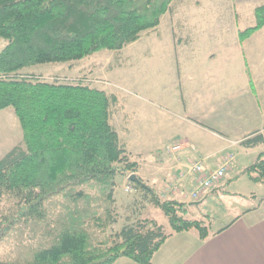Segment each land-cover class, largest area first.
<instances>
[{"label":"trees","instance_id":"trees-1","mask_svg":"<svg viewBox=\"0 0 264 264\" xmlns=\"http://www.w3.org/2000/svg\"><path fill=\"white\" fill-rule=\"evenodd\" d=\"M172 1L0 0V111L12 108L22 131V146L0 160V201L4 195L16 199L17 218L24 222L47 219L46 203L54 197L64 196L72 205L47 232L50 238L44 247L10 264H116L121 258L153 264L154 255L171 235L146 218L104 240H93L86 224L91 215L89 198L76 189L98 184L111 198L114 178L136 169L111 124L117 99L83 82L46 83L20 72L120 51L156 28ZM254 16L255 25L238 35L241 43L264 27V6L256 8ZM241 145H263V136H251ZM242 175L264 185V152ZM134 187L150 195L172 233L196 230L200 238L208 236L205 222L190 218L188 204L162 201L144 184ZM82 199L86 208L78 204ZM105 216L92 218L105 229L114 222ZM0 218L5 230L17 222L1 214Z\"/></svg>","mask_w":264,"mask_h":264},{"label":"rangeland","instance_id":"rangeland-1","mask_svg":"<svg viewBox=\"0 0 264 264\" xmlns=\"http://www.w3.org/2000/svg\"><path fill=\"white\" fill-rule=\"evenodd\" d=\"M257 1L173 0L170 10L162 16L156 28L143 32L135 43L127 45L120 51L106 50L80 61L38 65L20 72L21 76L46 83L83 82L104 91L109 96H115L117 99L116 105L113 106L111 124L117 130L121 143L125 146L129 162L136 163V169L134 172L133 170L127 171L114 178L115 186L112 189L111 198H107L108 190H104L98 184L76 189L82 191L89 198L91 206L89 214L91 215L88 216L86 224L93 240H104L105 237L120 231L122 227L146 218L164 225L167 232L171 231L167 218L150 202V195L136 189L134 184L129 182L130 176L134 175L144 185L155 190L160 200H181L177 191L175 193L172 191V185H174L172 179L177 174L171 180L164 179V185L162 182L160 183L164 171H170L169 166H176L179 157L177 156L176 159L168 157L164 151L160 154H146L150 152L148 146L150 139L146 136L147 124L149 121H153V127L149 124L150 129L159 130L158 133H161L160 129L164 125H162L163 120L174 115L179 99H177L174 88L175 66L193 67L195 63L193 45L198 42L202 49L210 47L215 35L231 27L232 21L234 22V18H237L236 13L239 14V24L245 25L248 20L247 11ZM204 58L202 57L201 61ZM148 88H152V92L148 96H156V98L164 91V94L159 98L166 103H162L157 107L158 109L151 113L149 105L140 100L139 104H136L137 109L134 112L133 98L146 99L145 93ZM4 114H11L19 123L12 108L5 109L2 114L0 113V115ZM139 121L142 122L140 131L135 132L133 136L135 126ZM2 124L3 121L0 119V132ZM3 137L0 136V138ZM133 150L143 153H133ZM138 163H141L142 166ZM118 167L122 168L123 165L119 164ZM238 177L240 176L227 182L221 190L212 192L217 188L211 189L209 191V193L212 192L210 201L197 206L193 205L190 218L201 219L205 225H208V216L211 214L212 224L219 223L220 219L217 217L222 215L223 210L230 209L229 202L224 195L247 192L246 187L249 184L247 185L245 179L235 183ZM129 183H132L134 193L125 191ZM192 189L187 193L188 195ZM16 201V199L8 198L5 195L0 201V214L10 217L9 222H12L14 218L17 220L6 230V223L3 228L0 227V263L10 264L17 260H23L33 250L44 247L47 239L50 238L47 232L56 226V222L61 217L65 216L66 207L70 209L72 207L67 198L57 196L46 203L47 219L42 222H24L17 218ZM78 204L81 208L87 207L86 199L80 200ZM106 213L114 222H109L104 229L97 225L92 217L98 215L105 218Z\"/></svg>","mask_w":264,"mask_h":264},{"label":"crops","instance_id":"crops-1","mask_svg":"<svg viewBox=\"0 0 264 264\" xmlns=\"http://www.w3.org/2000/svg\"><path fill=\"white\" fill-rule=\"evenodd\" d=\"M261 6L264 0L249 8L245 25L239 24L236 13L231 27L215 35L210 47L202 49L198 42L193 45V67L175 66L174 88L179 101L174 115L163 120L161 133L150 129L153 121L147 122L150 152L146 154L166 153L167 147L182 145L178 164L164 171L160 183L164 185V179L171 180L177 174L172 188L181 197L177 201L188 204L190 212L193 205L197 206L187 194L197 182V177L189 173L192 163H202L205 171H215L228 163L225 178L214 192L243 173L264 152V27L242 43L238 39L240 31L255 25L254 10ZM151 92L152 88H148L146 99L133 98L134 112L140 100L149 105L151 113L166 103L159 98L164 91L158 98L148 96ZM0 119V136H4L0 138L1 160L22 144V131L11 114L0 115ZM141 125L139 121L133 136ZM257 134L263 136V145H241ZM244 179L249 184L247 192L224 195L230 209L217 217L219 223L212 224L211 214L208 216L205 239L196 230L170 231L171 235L154 255L153 264H264V185L253 183L246 175L238 177L235 183ZM212 192L199 204L209 202ZM116 264L137 263L121 258Z\"/></svg>","mask_w":264,"mask_h":264},{"label":"built area","instance_id":"built-area-1","mask_svg":"<svg viewBox=\"0 0 264 264\" xmlns=\"http://www.w3.org/2000/svg\"><path fill=\"white\" fill-rule=\"evenodd\" d=\"M182 151L181 144H173L166 148V155L168 157H176ZM177 162H179V158H177ZM228 163L224 162L217 170L215 171H205L202 163L195 162L189 166V173L193 176L197 177V182L194 188L191 190L189 194V198L192 202H197L202 200L206 194L213 188L217 187L220 182L224 179L226 171H227ZM175 187L172 191H175ZM125 191L128 193H134L135 190L132 187V184L129 183Z\"/></svg>","mask_w":264,"mask_h":264},{"label":"water","instance_id":"water-1","mask_svg":"<svg viewBox=\"0 0 264 264\" xmlns=\"http://www.w3.org/2000/svg\"><path fill=\"white\" fill-rule=\"evenodd\" d=\"M130 181L136 184H140L143 185V183L134 175L130 176ZM200 202L198 203H194L195 205H198Z\"/></svg>","mask_w":264,"mask_h":264}]
</instances>
